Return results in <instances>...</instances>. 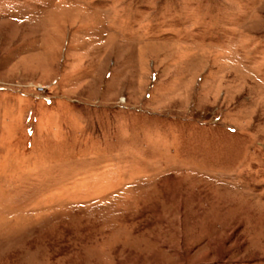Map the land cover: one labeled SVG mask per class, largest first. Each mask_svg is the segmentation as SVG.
I'll list each match as a JSON object with an SVG mask.
<instances>
[{
  "label": "rangeland",
  "instance_id": "obj_1",
  "mask_svg": "<svg viewBox=\"0 0 264 264\" xmlns=\"http://www.w3.org/2000/svg\"><path fill=\"white\" fill-rule=\"evenodd\" d=\"M0 264H264V0H0Z\"/></svg>",
  "mask_w": 264,
  "mask_h": 264
}]
</instances>
